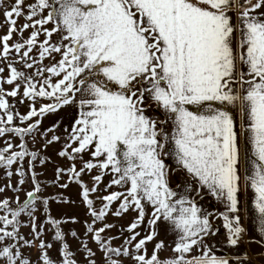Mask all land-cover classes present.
I'll use <instances>...</instances> for the list:
<instances>
[{
    "label": "snow or ice",
    "instance_id": "6c2138e0",
    "mask_svg": "<svg viewBox=\"0 0 264 264\" xmlns=\"http://www.w3.org/2000/svg\"><path fill=\"white\" fill-rule=\"evenodd\" d=\"M3 15L8 31L0 36V169L9 180L14 174L19 179L0 193H18L29 181L31 189L23 202L18 196L0 200V264H57L48 252L53 243L60 245L59 264H78L61 229L76 218L56 219L49 208L50 201H75L62 193L42 195L49 186L73 183L92 217L83 238L70 232L87 264H97L88 236L103 264H124L121 257L133 264H251L247 253L232 260L214 255L208 242L219 233V219L226 245L239 246L247 234L241 194L250 192L259 239L249 242L264 248V0H12ZM21 17L26 22L17 28ZM14 33L20 39L9 43ZM17 97L28 102L26 113L11 102ZM224 105L238 110V119ZM67 107L76 114L57 155L70 164L58 166L54 180L44 183L35 169L37 161L43 167L50 159L30 150L28 141L40 136L45 150L61 142L56 133L62 120L46 129L41 124ZM93 170L89 187L82 177ZM177 173L180 191L171 184ZM105 176H111L108 194L96 197L97 209L92 195ZM113 187L120 190L108 192ZM205 196L223 211L201 207ZM129 210L136 218L120 229L129 236L113 247L119 237L103 234L116 225L103 222L110 212L121 217ZM21 216L28 217L26 224ZM146 217L141 237L136 230ZM161 223L175 236L173 254L164 258L163 240L150 255L147 249ZM45 224L51 225V242L42 239ZM29 226L31 239L20 231ZM25 247L38 248L35 262Z\"/></svg>",
    "mask_w": 264,
    "mask_h": 264
},
{
    "label": "rangeland",
    "instance_id": "374dc122",
    "mask_svg": "<svg viewBox=\"0 0 264 264\" xmlns=\"http://www.w3.org/2000/svg\"><path fill=\"white\" fill-rule=\"evenodd\" d=\"M27 2H31V0H27ZM11 4H12V0H2V4H0V36L5 35L8 31V25L5 22L3 12L5 10H7V8L11 6ZM25 22L26 21L23 17L19 18L17 20V25H16L17 28L21 27ZM31 31H32L31 28L28 29L27 31H25L24 37L26 38L31 33ZM19 39H20L19 34L14 33L13 34V40L9 41V43H12L13 41H16ZM40 39L42 40L43 37L41 36ZM53 39H56V37H53ZM33 55H35V52L33 53ZM56 58L59 59L58 56ZM44 63L49 64L50 60H45ZM5 74H7V73H5ZM5 87L8 88L9 86L5 85ZM11 102L16 105V109L20 113H26L27 112V110H28V102L27 101H25L24 104H20L19 103V97H17L15 100H11ZM37 106H39V105H37ZM221 107H225L228 110L233 111L231 109V106L224 105ZM75 114H76V109H74L73 107H67L65 109H62L59 113H56V114H50V115L44 117L43 123L41 124V129H46V128L50 127L53 124V122H55L57 120H62L61 126L57 130V133H56L57 135H62L64 128L72 121ZM233 114H234V116L238 117L237 114H235V113H233ZM48 135L50 137L51 133H49ZM64 138L65 137H63V135H62L61 142L49 145L46 150L43 149V144H44L43 138H41L40 136H37L35 142H33V140L31 138H29V141H28L29 149L30 150H40L41 155L43 157L50 159V162L43 165V167H41L39 165V162L37 161V167H36L35 171L40 174L38 178L44 183H48V182L54 180L55 169L58 166L67 168L70 164V162L67 159L61 158L57 155L58 151L62 147V143H63ZM13 142L16 144L20 143V141L18 139L14 140ZM0 147H3L2 141H0ZM84 158L88 159L89 157L87 156V154H85ZM75 163H76L77 169H79L81 166L79 159ZM173 166H174V164H173ZM25 168H27V161H25ZM13 172H15V166H13ZM96 174H97V171L93 170L91 175H84L82 177V179L89 185V187H91L92 186L91 177H92V175H96ZM18 179H19V177H17L14 174L11 177V179L9 180V178H7V176L5 175L4 170L0 169V187L7 185L8 183H11L12 185H16ZM110 179H111V176H105L103 182L100 184V190L92 195V199L95 201L94 206L97 209L101 205H100V201L97 200L96 197L108 194L107 192L104 191V189H105V186L109 183ZM66 181H67V177H64V180L61 182L63 183ZM181 181H182V174L181 173H177L174 177H172L171 184L175 190L180 191V189L176 188V185L178 182H181ZM22 189L23 190H21L18 193L13 192L10 189H6L3 193H0V200H3L5 198H8L10 200H14L15 197L18 196L19 200L21 202H23L24 199L26 198V196H25L26 191L31 189L30 181L26 182L22 186ZM118 190H120V189L113 187L111 189H108V192L118 191ZM58 193H62L65 198H67L71 201H75V203L64 204V203H57L54 201H50L49 208L51 209V215L56 219L70 218V217L76 218V220H77L76 223H62L61 229L65 233L67 243L70 246V250L76 253L75 259L78 261V264H87V261L85 259V254L81 250L80 242L77 239L71 237L70 232L72 230H75L78 233V235L81 238H83L84 234H85V230H86L85 221H87L88 223H91L92 217L90 215H88L87 208L85 207V205L80 200L78 185H76L74 183L70 184L67 189H61L57 186H49L45 189V191L42 193V195H44L46 197H50V196H53V195L58 194ZM199 203H200L201 207L206 208L208 210L216 209V210L220 211L219 210L220 206L217 204L216 201H214L209 196H205V198L200 200ZM118 204H119V201H117L116 203L113 204L112 212H114L116 210V208L118 207ZM13 207H16L15 203H13ZM148 211H150V209H148ZM136 215H137L136 212L129 210L127 213H125L121 217H116V216L112 215L111 212L106 217V219L103 223L114 224V225H116V227H114L110 230H107L103 235L105 236V238H107V237H119L118 239H114L112 241L113 247H119L123 243L124 238L129 236V233L126 231L121 234L120 229L121 228H127V226L136 218ZM36 216L38 217L37 224L39 225L44 220V214H43L42 207L39 210H37ZM240 216H241V222L245 227V225H246L245 224L246 222L244 220L245 217H242V215H240ZM147 219H148V217L145 218V223L140 228H138L136 230V231L141 233V237H143L148 230ZM20 220H21L22 224H26L28 222V217L27 216H21ZM101 226H102L101 223L96 224L97 228H99ZM215 226L219 229V233L215 238H213L212 240H210L208 242L209 245L213 249L214 255H216L218 257H227L230 260H232L237 256H242L244 253H247L248 256L250 257L251 264H264V248H262L257 243H250L249 242L250 240H253V238L258 237V236H255V234L252 233V231L247 230V234H246L244 240L239 244V246L237 248H230L225 243V230L222 227V221L217 219L215 221ZM50 227H51V225L45 224V233H44L42 239H44L46 242L52 241L53 233L48 230V229H50ZM20 231L25 237L31 239V236H30L31 228H30V226L29 227H21ZM158 231H159V235L156 237V240L150 242L147 245L149 255L152 253L154 244L156 242H158L159 240H163L165 242L166 247H165V249L161 250L159 255L161 256V258L171 256L173 254L171 251V247L173 246V241L175 240L174 234L167 232L166 231V225L163 223L158 225ZM141 237H138V239ZM87 239H88L89 247L92 248L93 251H96L95 259L97 261V264H103V260H102L103 254L101 252L97 251L96 245L94 243H92V241H91V236H88ZM8 243H11V241H9ZM35 244L38 246L39 240H37L35 242ZM59 247H60L59 243H53V247L48 250L49 256L54 261H56L57 264H59V260H60ZM22 250L26 256L31 257L33 262L36 261V258L39 255L37 247H33V248L25 247ZM121 259L123 260L124 264H133V261L131 259L123 258V257H121Z\"/></svg>",
    "mask_w": 264,
    "mask_h": 264
},
{
    "label": "crops",
    "instance_id": "0c3cea01",
    "mask_svg": "<svg viewBox=\"0 0 264 264\" xmlns=\"http://www.w3.org/2000/svg\"><path fill=\"white\" fill-rule=\"evenodd\" d=\"M232 110H233V113L238 115V110H234V109H232ZM237 119H238V117H237ZM251 195L252 194L250 192H246V193L241 194V212H240V215H242V217H245L244 218V220L246 222L245 228L248 231H252V233H254L255 236H258L257 232L254 230V224L252 223V218L255 215V212H254V208L251 205V201L249 200V197ZM217 204L220 206L219 210L223 211L222 205H220L218 202H217ZM253 239H259V237H255Z\"/></svg>",
    "mask_w": 264,
    "mask_h": 264
}]
</instances>
